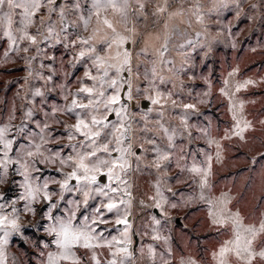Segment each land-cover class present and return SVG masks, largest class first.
Here are the masks:
<instances>
[{
	"label": "rangeland",
	"instance_id": "rangeland-1",
	"mask_svg": "<svg viewBox=\"0 0 264 264\" xmlns=\"http://www.w3.org/2000/svg\"><path fill=\"white\" fill-rule=\"evenodd\" d=\"M57 3L65 8L64 18L60 17L59 8L51 14L42 10L38 16L45 23L41 25L37 21L30 29L37 36V44L21 42L16 46L20 51H16L8 38L0 34V126L8 125L9 138L20 143L32 142L33 138L27 135L31 130L37 134L35 143H40L39 130L47 125L44 132L47 143L41 151L59 149L72 155L68 145L80 138L68 140V126L75 124L76 118L63 109L71 103L72 94L82 83L91 87L85 78L91 63L87 59L78 61L80 46H74L73 40L89 36L96 27V18L84 28L81 17L87 18L90 0H81L79 10L74 8L73 0H57ZM164 6L165 0H147L145 18L130 16L127 25L134 28L129 34L131 38L139 40L140 47L145 42L148 47L145 55L138 54L140 47L135 44L131 49L133 89L139 87L143 93L149 87L146 80L152 79L150 69L156 61L159 75L168 81L160 90L173 93L161 107L146 98L154 95L150 90L146 94L134 92L135 104L128 105L130 115L135 117L131 151L140 157V169L128 177L131 184L128 190L132 193V264H188L189 260L195 264H217L213 253L232 239L231 224L220 226L212 222L211 213L222 206L218 201L227 200V208L239 213L245 225L259 227L264 222V6L258 0H167L166 11L153 14L157 7ZM108 16L122 31L124 25L119 17L111 12ZM49 27L53 29L51 34ZM165 40L168 51L164 58L171 63L162 64L158 50ZM24 47H29L27 53L23 52ZM97 47L99 50V44ZM146 71H149L147 76ZM249 79L255 83L235 93L232 101L220 93L225 80L231 94L238 82ZM37 89L44 95H35ZM172 100L176 101V107L171 104ZM239 102H243L244 109L240 112L237 108V118L252 122L243 139L233 135L235 121L230 111L231 105ZM185 104H193L195 108L185 109ZM145 113H148L147 121H142ZM145 124L147 132L143 131ZM22 127L25 129L23 140L18 135ZM164 128L168 129L167 133ZM169 135L173 136L172 141L168 140ZM150 141L169 153L170 159L162 162L160 168L154 165L156 153ZM138 145L143 146V151ZM15 150L14 145L10 155ZM132 162L135 168L134 158ZM193 164L202 168L211 165L203 188L201 176L189 171ZM14 167H9L5 182L0 183V203L6 205L3 211L9 215L12 201H17L18 209L24 203L19 199L23 180L13 171ZM37 167L43 169L41 179H63L55 171L58 164ZM157 184L167 201L162 204L163 210L151 199L156 195ZM58 187L51 184L50 190ZM34 206L36 214L21 211L18 220L21 227L6 237L7 264H43L45 258L40 254L56 251L54 244L47 249L43 247L54 239L44 230L50 223L44 215L46 206L43 201ZM154 217L160 224L155 223ZM109 218L113 222L116 219L112 214ZM107 227L112 228L110 235L119 238L114 223ZM156 235L160 236L159 240L153 239ZM4 238L0 232V240ZM148 245L155 249L154 260L148 256ZM141 247L143 253L139 251ZM253 247L257 251L264 249V233L257 235ZM100 251L107 258V249ZM230 264L240 262L231 257ZM253 264H264V259L257 257Z\"/></svg>",
	"mask_w": 264,
	"mask_h": 264
},
{
	"label": "snow or ice",
	"instance_id": "snow-or-ice-1",
	"mask_svg": "<svg viewBox=\"0 0 264 264\" xmlns=\"http://www.w3.org/2000/svg\"><path fill=\"white\" fill-rule=\"evenodd\" d=\"M90 3L87 18L82 16L81 19L84 28L87 29L92 18L95 17L96 27L86 38L83 36L74 38L73 45L80 46L77 53L78 61L83 62L87 59L91 63V67L85 72V78L91 82V87L82 83V86L72 94L71 103L63 109L76 118V123L68 126V140L77 141V138H80L77 143L68 145L73 154H64L59 149L53 152L45 148L48 155H45V151H41L47 143L44 136L47 125L39 130L40 143H35L37 134L31 130L27 135L33 138L32 142L20 143L15 138H9L8 125L0 126V183L5 182L9 167L15 165L13 171L23 180L20 185L23 193L19 199L24 201L19 209L15 207L17 201L11 202V215L4 213L3 209L6 205L0 203V232L5 237L0 240V264H7L4 249V245L8 243L6 237L21 227L18 223L19 213L23 211L35 215L34 205L40 201L46 206L44 215L50 222L44 230L54 237L43 247L47 249L50 244H54L56 248V251L40 254L45 258L43 264H84L85 261L88 264H132L134 256L130 235L132 193L128 190L131 187L128 177L132 171L140 169V157L131 151L132 121L135 117L130 115L128 105L130 102L135 104L134 92L146 94L150 90L154 95H147L146 98L151 104L161 107L168 102L173 93L165 94L160 90L168 81L159 75L156 61H153L150 69L152 79L146 80L149 87L144 89L143 93L139 87L133 89L134 55L131 49L134 44L140 47V41L131 38L129 34L134 28H129L127 25L130 16L145 18L147 0H90ZM73 4L74 8L79 10L81 0H73ZM166 7L167 0L165 6L157 7L153 14L164 13ZM57 8L63 19L65 8L61 7L57 0H0V34L8 38L10 46L16 51H20L16 46L21 42L35 45L37 36L33 35L30 29L37 21L41 25L45 23L44 18L39 17L38 14L42 10L51 14ZM109 12L114 17H119V21L124 25L122 31L118 30L117 22L109 18ZM48 32L51 34L53 29L49 27ZM44 38L48 39V36ZM188 44L191 45L192 41H188ZM22 50L27 53L29 47H24ZM167 51L165 40L158 50L159 62L162 64L171 63L164 58ZM147 52L148 47L145 42L138 54L145 55ZM4 55L7 56L8 53L5 52ZM31 59L34 60L36 57ZM41 67L44 65L41 64ZM136 67L138 71L140 65L137 64ZM145 75H149V71H146ZM51 79L52 76L49 75L48 80ZM254 83L250 79L238 82L235 85V92L230 94L229 83L225 80L220 93L232 101L235 93ZM35 95L43 96L44 93L37 89ZM64 99L67 100L68 96ZM171 104L177 106L175 100H172ZM183 108L194 109L195 105L185 104ZM237 108L243 112V102H239L238 105L233 103L230 108L235 121L233 135L243 139V133L252 128V122L242 117L238 119ZM27 115L30 117L31 111ZM112 116H115V119H111ZM147 118L148 113H145L142 121H147ZM184 122L187 123L186 118ZM148 130L145 124L143 131ZM163 130L165 133L168 132L167 128ZM18 135L23 140L25 136L23 127L19 129ZM172 139L173 136L169 135L168 140L172 141ZM149 143L156 153L154 165L160 168L162 162L170 159L169 153L162 151L154 141ZM14 145L16 150L10 155L13 153ZM138 147L143 151L142 145ZM133 158L135 168H133ZM208 160L210 161L211 157H208ZM57 164L59 167L55 168V171L63 176L62 180L41 179L43 169L37 165ZM65 167L71 170L64 171ZM210 170V164L204 168L193 164L189 169L190 172L201 176V188L207 185ZM101 177L104 179L102 180ZM51 184L58 185V189L50 190ZM65 194L72 198H66ZM201 198L203 199V196ZM151 199L155 201L157 208L163 210L162 204L167 201L158 184L156 195ZM218 203L222 206L211 213L214 217L212 222L220 226L231 224L232 239L226 241L217 252L213 253L217 264H230L231 257H235L240 264H253L257 257L264 259V249L257 251L253 247L257 235L264 233V222H261L259 227L245 225L239 213H233L227 208V200ZM172 207L176 205L173 204ZM109 214L116 217L114 222L110 220ZM153 219L157 225L160 224L158 219L155 217ZM110 223L117 226L119 238L110 235L112 228L107 227ZM153 239L159 240L160 236L156 235ZM102 249H107V258L102 257L100 251ZM139 251L143 253V247ZM147 252L149 258L154 260L156 252L152 245H148ZM188 264H195V261L189 260Z\"/></svg>",
	"mask_w": 264,
	"mask_h": 264
},
{
	"label": "crops",
	"instance_id": "crops-1",
	"mask_svg": "<svg viewBox=\"0 0 264 264\" xmlns=\"http://www.w3.org/2000/svg\"><path fill=\"white\" fill-rule=\"evenodd\" d=\"M258 2H259L262 6H264V0H258ZM263 11H264V9H263Z\"/></svg>",
	"mask_w": 264,
	"mask_h": 264
},
{
	"label": "water",
	"instance_id": "water-1",
	"mask_svg": "<svg viewBox=\"0 0 264 264\" xmlns=\"http://www.w3.org/2000/svg\"><path fill=\"white\" fill-rule=\"evenodd\" d=\"M142 106H143V107H145V106H146V104H145L144 102H142Z\"/></svg>",
	"mask_w": 264,
	"mask_h": 264
}]
</instances>
